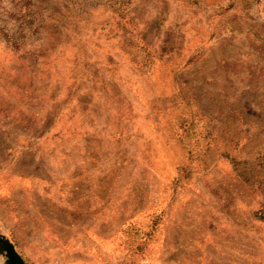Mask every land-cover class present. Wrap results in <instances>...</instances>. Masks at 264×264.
<instances>
[{"label": "rangeland", "instance_id": "rangeland-1", "mask_svg": "<svg viewBox=\"0 0 264 264\" xmlns=\"http://www.w3.org/2000/svg\"><path fill=\"white\" fill-rule=\"evenodd\" d=\"M0 233L24 264H264V0H0Z\"/></svg>", "mask_w": 264, "mask_h": 264}, {"label": "water", "instance_id": "water-1", "mask_svg": "<svg viewBox=\"0 0 264 264\" xmlns=\"http://www.w3.org/2000/svg\"><path fill=\"white\" fill-rule=\"evenodd\" d=\"M0 256L3 261L0 264H24L21 257L15 251L11 241L0 233Z\"/></svg>", "mask_w": 264, "mask_h": 264}, {"label": "snow or ice", "instance_id": "snow-or-ice-1", "mask_svg": "<svg viewBox=\"0 0 264 264\" xmlns=\"http://www.w3.org/2000/svg\"><path fill=\"white\" fill-rule=\"evenodd\" d=\"M101 227L103 230H108L110 228V225L103 224V225H101Z\"/></svg>", "mask_w": 264, "mask_h": 264}]
</instances>
